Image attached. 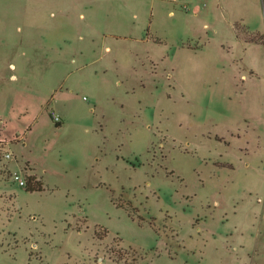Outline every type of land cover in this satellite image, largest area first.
Instances as JSON below:
<instances>
[{"label":"rangeland","instance_id":"1","mask_svg":"<svg viewBox=\"0 0 264 264\" xmlns=\"http://www.w3.org/2000/svg\"><path fill=\"white\" fill-rule=\"evenodd\" d=\"M0 264H264V0H0Z\"/></svg>","mask_w":264,"mask_h":264},{"label":"trees","instance_id":"2","mask_svg":"<svg viewBox=\"0 0 264 264\" xmlns=\"http://www.w3.org/2000/svg\"><path fill=\"white\" fill-rule=\"evenodd\" d=\"M251 40L256 39L254 37L250 38ZM52 118L54 119V115L51 113ZM58 124V121H57ZM25 178V189L29 190V191H33V190H41L43 189V181L40 177H38L36 174L31 173V174H25L24 175ZM98 236L101 238L102 234H100L99 232H97ZM105 235V234H103Z\"/></svg>","mask_w":264,"mask_h":264},{"label":"built area","instance_id":"3","mask_svg":"<svg viewBox=\"0 0 264 264\" xmlns=\"http://www.w3.org/2000/svg\"><path fill=\"white\" fill-rule=\"evenodd\" d=\"M5 156H7V157H11V152H6V153H5ZM13 178H14L15 180H17L19 184H21V185H23V186L25 185V178H24L23 176L19 175L18 173H15V174L13 175Z\"/></svg>","mask_w":264,"mask_h":264},{"label":"crops","instance_id":"4","mask_svg":"<svg viewBox=\"0 0 264 264\" xmlns=\"http://www.w3.org/2000/svg\"><path fill=\"white\" fill-rule=\"evenodd\" d=\"M23 186V185H22Z\"/></svg>","mask_w":264,"mask_h":264}]
</instances>
